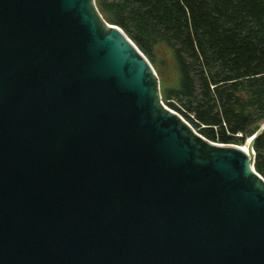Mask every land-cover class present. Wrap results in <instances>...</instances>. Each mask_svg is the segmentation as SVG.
<instances>
[{"label": "water", "instance_id": "1", "mask_svg": "<svg viewBox=\"0 0 264 264\" xmlns=\"http://www.w3.org/2000/svg\"><path fill=\"white\" fill-rule=\"evenodd\" d=\"M263 131L200 133L96 0H0V264H264Z\"/></svg>", "mask_w": 264, "mask_h": 264}, {"label": "trees", "instance_id": "2", "mask_svg": "<svg viewBox=\"0 0 264 264\" xmlns=\"http://www.w3.org/2000/svg\"><path fill=\"white\" fill-rule=\"evenodd\" d=\"M96 2L158 68L167 105L207 138L244 145L264 120V0ZM255 149L264 176V131Z\"/></svg>", "mask_w": 264, "mask_h": 264}, {"label": "rangeland", "instance_id": "3", "mask_svg": "<svg viewBox=\"0 0 264 264\" xmlns=\"http://www.w3.org/2000/svg\"><path fill=\"white\" fill-rule=\"evenodd\" d=\"M159 56L161 57V56H164V57H166L167 58V60L169 61V62H171V60H170V58H169V54H168V51L166 50V48L164 47V46H160L159 47ZM155 66V65H154ZM155 68H156V66H155ZM156 70L158 71V68H156ZM159 73V72H158ZM160 75V74H159ZM169 106V105H168Z\"/></svg>", "mask_w": 264, "mask_h": 264}, {"label": "bare ground", "instance_id": "4", "mask_svg": "<svg viewBox=\"0 0 264 264\" xmlns=\"http://www.w3.org/2000/svg\"><path fill=\"white\" fill-rule=\"evenodd\" d=\"M242 146H245V144H244V145H242Z\"/></svg>", "mask_w": 264, "mask_h": 264}]
</instances>
